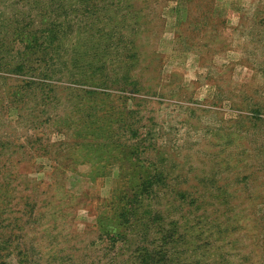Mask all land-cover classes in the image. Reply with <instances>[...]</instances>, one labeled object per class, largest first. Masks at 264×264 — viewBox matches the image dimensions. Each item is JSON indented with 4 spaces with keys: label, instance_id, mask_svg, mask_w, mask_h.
<instances>
[{
    "label": "rangeland",
    "instance_id": "1",
    "mask_svg": "<svg viewBox=\"0 0 264 264\" xmlns=\"http://www.w3.org/2000/svg\"><path fill=\"white\" fill-rule=\"evenodd\" d=\"M0 264H264V0H0Z\"/></svg>",
    "mask_w": 264,
    "mask_h": 264
}]
</instances>
